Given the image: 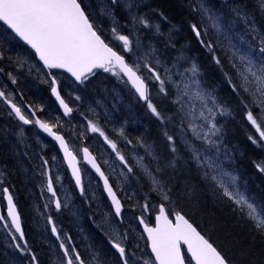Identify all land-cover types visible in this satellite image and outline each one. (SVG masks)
Listing matches in <instances>:
<instances>
[{"label":"snow or ice","instance_id":"obj_1","mask_svg":"<svg viewBox=\"0 0 264 264\" xmlns=\"http://www.w3.org/2000/svg\"><path fill=\"white\" fill-rule=\"evenodd\" d=\"M142 6L147 7L148 11H142ZM190 7L200 16L199 22L189 24L196 42L213 53L214 63L223 72L231 92L239 98L245 120L255 133L249 134L248 140L264 148V0H221L219 7L209 3V0H193ZM120 14L124 16V25L118 19ZM156 15L160 17L159 21H154ZM101 17L107 18L110 25L102 26ZM0 22L27 45L44 68L49 70L47 75L51 80L45 83H49L51 94L59 102L64 116L71 117L74 109L62 97L57 76L52 70H63L82 86L98 70H102L125 85H131L151 116L162 125L174 123L176 126L175 132L167 128L163 131L166 145L161 153H156L150 144L137 138V145L145 149L151 162L145 163L143 156H137L135 165H132L119 150L117 142L109 138L97 122L87 121V131L103 137L128 174L135 175L136 169H139L141 176L138 178L147 182L149 192L154 193L160 201L154 204L145 198V203L140 205L142 214L138 220L146 233L150 254L145 253L139 244L135 248L130 247L127 233L115 230L110 235L104 233L116 254L114 264H255V260L248 259L256 255L251 245L230 250L218 239H213L214 223L209 221L206 228L201 227L185 212L176 210L181 201L199 207L198 186L202 185L213 195L234 205L233 210L255 233L253 240L259 237L260 252L264 254V203L258 204L241 191L238 177L225 167V161L231 162L233 158L224 142L223 126L218 117L231 115V109L226 102H221L214 88L209 89L203 82L194 57L186 55L184 50H180L174 58L165 56V50L175 48L174 40L178 32L177 25L172 24L168 16L147 4L146 0L101 2L99 13L90 0H0ZM161 22L170 25L167 33L162 30ZM238 24L243 25L242 32L237 29ZM210 29L217 36L215 41L210 38ZM220 36L228 41L226 48ZM234 36L241 46L233 43ZM150 37L157 38L163 44V49L157 48ZM144 40L149 42L145 44ZM218 47L224 59L215 54ZM3 58L0 52V59ZM225 60L231 72L224 70ZM15 63L23 67L26 61L17 57ZM3 71L0 68V73ZM8 76L12 83H16L12 73H8ZM154 87L157 88L156 95L171 99L174 105L171 116L153 102ZM0 98H4L10 106L9 115L14 113L23 125L37 126L58 143L75 185L84 195L79 152L70 147L65 135L60 133L62 125L59 118L55 122L38 117L33 119L36 117L35 110L26 114L3 91H0ZM81 99V96H76V100ZM119 135L128 144L133 143L123 128ZM82 152L83 160L102 179L115 217H121L124 206L109 177L87 147ZM48 163L43 160L45 170L42 175L46 177L43 190L50 194L44 208L52 204L60 212L68 206L67 197L62 202L58 196L54 179L46 167ZM254 164L264 173V160ZM121 176L128 179L124 172H121ZM2 184L3 180H0ZM199 191L202 192V189ZM0 193L7 201V218L0 215V222H4L3 227L8 229L10 237L7 247L21 254L28 253L31 264H39L38 257L25 238L13 194L7 187L0 189ZM152 210L156 211L154 225H150L143 216V212ZM46 219L51 225V233L60 241L62 256L58 258V264H107V261L101 260L98 251L86 259L71 244L70 236L64 234L67 243L61 238L53 217L48 215ZM140 239L144 237L140 236Z\"/></svg>","mask_w":264,"mask_h":264},{"label":"rangeland","instance_id":"obj_2","mask_svg":"<svg viewBox=\"0 0 264 264\" xmlns=\"http://www.w3.org/2000/svg\"><path fill=\"white\" fill-rule=\"evenodd\" d=\"M90 2L95 6V11L99 13L101 2L109 3V0H90ZM146 2L147 4L151 5V2L149 0H146ZM142 11L147 12L148 8L142 6ZM100 19L107 23H102V26L110 25V21H108L107 18L101 17ZM118 19L120 20L121 25H124L125 20L123 14L118 15ZM153 19L154 21H158V16H154ZM237 29L242 32L243 25L238 24ZM209 31L210 38L215 41L217 39V36L215 35L213 30L210 29ZM107 34L108 33L106 32V35ZM150 39L157 48L160 49L161 47L162 49V43L159 42L157 38L150 37ZM219 39L226 48L228 45V41L225 40L223 36H220ZM7 40L8 38L5 36L4 31L0 29V47H8ZM148 42V40H144L145 44H147ZM233 43H236L237 46H241L236 36L233 37ZM169 49H172V52L168 49L165 50V56L167 58H174L180 53V50L176 48ZM180 49L184 50L185 48L180 47ZM215 54L221 56V59H224L219 47L217 48ZM31 58L27 59L28 64L26 65L27 69L29 70L28 72L31 76L34 77L20 78L18 85L20 87L23 86V89L25 88L26 91L28 89L33 96L37 95L34 93V91L37 88L39 89L38 81L43 80V76L41 72L42 67ZM196 62L201 68V64L198 61ZM185 66L187 65L185 64ZM225 66L226 67L224 70L231 72V69L227 65L226 60ZM14 72L16 73V75H13L15 77L18 75V70L15 68ZM201 74L202 80L206 84L205 76H203L202 72ZM217 74V80H219V77L226 80L220 67L217 71ZM124 85L122 86V92L120 93L118 92L119 90L117 91L118 88H110V95L113 99V102L104 94L109 93V89H105L100 93H93L92 95L94 98L92 100L95 99L94 101L90 100V102H88V100H85L84 102L88 104L86 111L84 110L82 113H78L76 116H74V118L71 119L72 122L70 121L68 124H65L71 132L69 130L66 131L67 128H65V125H63V123L60 121L62 125L61 130L67 134L72 135L69 137V144L70 147L79 152L78 157L81 159L82 149L87 147L99 159L114 188L116 189L118 194H120L121 199L124 197L122 201L124 202L125 210L122 215V222H119L112 214L111 209H109L108 203L105 201L104 195L102 193V188L98 180L89 171V169L83 165L82 173L84 177L85 193L84 195L76 196V191L73 189L74 185L69 177V174L66 170L63 159L58 152V149L53 144L49 143V141H47L43 136H41V134H39V132L35 128L32 130L26 129L24 126L18 123L13 115H9L10 109L9 105L5 102V99L0 98V173H3V175H0V180H3V184L0 185V189L9 185L7 188H9L10 192L13 194L15 202L18 203L21 210H23L22 224L24 226V229L29 232L28 238L31 240L30 243L33 244L31 250L38 257L39 264H58V258L62 256V251L59 249L60 241H58L56 237L51 233V225L47 223L46 217L48 215H51L53 217L57 228L61 232V238L65 239V242L67 243L64 234L70 236L71 244L75 246L76 249L81 252L86 259H90L92 253L94 251H98L101 253V260L107 261V264H114V258L110 253L109 247L107 245L102 246V241L108 242V237L104 233L107 232L110 235L113 230L119 233H127L129 237L127 243L130 245V247L135 248L136 244H139L140 247H142V240L140 239V236L142 235L137 224V217L141 216L142 214L140 205H143L145 203V198H147L150 203L154 204H158L159 199L154 193L149 192L147 182L142 178H138L141 176L139 169H136L135 175L128 174L127 170L116 157V154L104 142L103 137L99 136L98 133L88 132L86 128L88 120L97 122L99 126L104 130V132L109 136V138L117 142L119 150L122 152V154L125 155L130 164L135 165V159L137 156H143L145 158V163L151 162V157L146 155L145 149L143 147L135 144H128L127 142H125L126 140L119 135L120 129L123 128L127 138L136 143L137 140L133 139L130 134L126 133V130L129 128L135 129V127L139 126L142 127V123L139 122V107L137 106V103H142L134 93V91L129 88L128 85ZM222 86L224 88L226 87L224 85ZM208 88H214L217 97L221 100V102H226L229 108L230 106H232V103H228L226 97H228L229 101H234L237 105H234L233 107L237 108L239 111L241 110V114L244 117L243 106L240 104L239 98L231 92L228 83L227 89L225 88L226 90L224 92L219 85ZM0 91L5 92L6 97L10 98L13 103L19 102V97L17 96V91L19 92V90H17V83H12V79L9 76L4 77L0 75ZM156 92L157 88L154 87V98L157 96ZM70 94L71 100H76V96H81L79 91L76 90L75 92L71 91ZM221 94L226 97H220ZM226 94H228V96ZM230 96H233V98H231ZM98 98L102 100H97ZM169 102H171V99H169ZM72 108L74 109V112L78 111V109H75L74 106H72ZM173 108L174 105L172 104V108H170V110L173 111ZM55 110L56 114L54 113V110L52 108L46 107V109L43 110L42 116L46 121L55 122L57 118H60L57 114L58 109L55 108ZM233 111L236 113V110ZM58 113L60 112L58 111ZM230 117L231 115L218 117L219 123L223 126V132H225V125L229 123ZM143 118L146 121V118ZM234 119L235 118L233 117V119L231 120V124H234V127H237L236 125L238 121ZM145 124L149 125V123ZM165 128H167V130L170 132H175L177 130L174 123H172L171 125H165L164 129L162 130L164 131ZM229 133H231V129ZM232 135L236 137V132L233 129ZM157 140L158 136H154V138H152L150 142L146 143L150 144L156 153H161L163 152V150L159 148L161 147L160 144L155 142ZM236 144L237 143H235V140L232 142L230 140L231 146H229L228 148L231 150L230 154L233 159L231 162L225 161V167L228 171L232 172L238 177L237 183L240 186V190L245 192L242 188V186L244 185L240 182L239 176L233 171V156L238 155L239 158L241 157V151H236L234 154L232 153L237 149ZM178 146L182 147V145L179 144ZM6 147L10 149L6 151L7 155L4 154L3 151L4 148L6 149ZM35 152L36 156L34 155ZM55 153L57 155H55ZM40 155L42 157H40ZM45 156L47 158H44ZM4 157H6V161L10 162L11 164L17 165L18 173L21 174V178L23 176V186L24 188H26L29 198V200L27 199V204L24 201L22 202L20 196L18 195V192H16L14 187L9 184L8 178H10V176L8 174H5L6 172L4 170ZM53 157L57 158L53 160ZM39 159H41V161ZM43 160L50 161L46 167L47 170H49V174L54 179L57 194L62 202H64L65 198L67 197L66 202L68 206L66 208H62L60 212H57L54 205L52 204H50L47 209L44 208V204L49 202L48 197L50 196V194L43 190V186L46 183V177L42 175V169L45 170V168L43 167ZM32 164H35L37 166H32ZM8 166L10 167V165ZM15 172H17V169L15 170ZM121 172H124L128 176L127 180L124 179V176H121ZM26 177H28V180H26ZM57 177H59V179H56ZM33 182L34 185L30 186V183ZM3 197L4 196L2 195V193H0V201L2 203H4ZM155 215L156 211L154 210L143 212V216L145 217L146 221L153 219ZM117 222L120 224H118ZM98 225L100 227H97ZM91 226L93 227V229L96 228L99 233H101V243L96 237H94V239L91 238V234L89 232V228H91ZM7 242H10L8 229L4 228L3 224L0 222V247L2 248H0V257H3L2 259L0 258V264H31L30 255L28 253L21 254L15 249L8 248ZM41 246L44 252H46L45 256L43 255V253L38 251ZM143 249L145 253H149L145 248ZM40 258L42 260H40Z\"/></svg>","mask_w":264,"mask_h":264},{"label":"trees","instance_id":"obj_3","mask_svg":"<svg viewBox=\"0 0 264 264\" xmlns=\"http://www.w3.org/2000/svg\"><path fill=\"white\" fill-rule=\"evenodd\" d=\"M149 1L153 5V6L151 5L153 8H157L158 11H162L166 16H168L172 24H175L177 26L181 25L178 28V32L174 40L175 48L178 50H181L180 47L185 48L184 49L185 54L194 57L195 60L201 64L202 67L200 68V70L201 72L203 71V76H205L206 85L208 87L219 85L224 92L227 89V81L220 77L219 80H217L218 79L217 71L219 69V66H217L212 59L213 53L209 52L206 48L202 47L196 42V39L189 28L190 23L200 21L199 14L191 11L190 5L192 4V0H149ZM209 3L215 5L217 2L209 0ZM159 20L160 17L158 16V21ZM161 25L163 26L162 30L165 33H167L169 30V25L167 24V22H161ZM0 29L4 31L5 36L8 38V40L12 42V45L10 47L7 46L4 48L0 47V51L3 52V57H4L3 59H0V68L4 69L2 73L5 76H8V73H12L13 76L16 75L14 69L16 67L19 68V66L15 63L17 57H21L23 60L25 58L32 57L31 59L34 61V56L18 40L13 38L11 34H9L3 26L0 25ZM162 49H163V44H162ZM168 50L172 52V49L168 48ZM27 74L29 75L30 73L27 72ZM22 75L25 76V73H22ZM109 75H110L109 73L97 72V74L91 77L90 81H88V83H86L81 89H77L73 86L72 88L68 87L70 85L60 86L61 94L65 98V100L71 106H74L75 109H78L77 112H74V116H76L78 113H82L84 110L86 111L88 104L85 103L84 101L85 100H88V102H90V100L94 101L95 99L92 100L94 98L92 94L95 92L100 93L105 89H109V93H104V94L113 102V99L110 95V88L113 86L111 84L112 82L108 78ZM222 85L226 86L225 87L226 89ZM85 88L88 89H86L85 92L82 93ZM17 90H19V92L17 91V93L27 92L30 100L37 97L35 99V104L38 107H42V108L49 107L52 108L53 110L54 108H56V105L50 96L49 88H43V89L37 88L35 89L37 95H33V96L31 95L28 89L27 91L25 88L23 89V86L20 87L19 85H17ZM75 90L79 91V93L81 94L82 99L79 101L70 99L71 96L70 92L71 91L75 92ZM118 92L120 93L122 92V90L120 89ZM226 95L228 96V94ZM158 96L159 95H157L155 98L153 96L154 98L153 102L156 103L158 107H160L167 115L171 116L173 114V111L170 110V108H172L171 102H169V99L166 98L164 99ZM220 97H226V96H223L221 94ZM230 97L233 98V96ZM226 99L228 103L230 102L232 103L230 109L232 111L236 110V113L233 111L235 118L234 120H237L238 123L236 125L237 127H234V124H231V120L229 121V123H227L228 134L226 135L225 140L228 142H230V140L231 142L235 140V143H237L236 144L237 149L236 150L233 149L234 150V152H232L233 154L236 151H241L240 158L238 157V155L233 156L234 157L233 171L237 173V175L239 176L240 182L248 190L250 197H252L258 204L264 203V173H261L255 167L254 164V162H260L262 161V159L264 160V148L257 147L248 140L247 138L248 133L250 132L252 134H255L254 130L250 127V125H248L247 121L242 116L241 110L239 111L237 108L233 107L234 105L237 104L234 101H229L228 97H226ZM97 100H102V99L98 98ZM137 106L138 107L140 106L138 114L140 118L139 122L142 123L141 125L142 127L140 126L135 127V129L129 128L126 130V133L130 134L131 137L135 140H137V138H140L145 142H150L152 138H154V136L157 135L158 140L155 142L159 143L160 146L163 147L162 150L164 151L166 140L163 137V130L161 129H164L165 125H162L159 121H157L154 117L151 116V113L148 111L146 105L139 104ZM145 110L146 113L148 114L144 113ZM54 113L56 114V110H54ZM57 114L62 119V121H65L63 120L62 115L58 113V111ZM38 115L44 119V117L41 114ZM143 117L146 118V121ZM145 123H149V125H146ZM169 124L171 125L172 123H168L166 125ZM151 127H158L156 134L149 131ZM230 129H231V133H229ZM232 129L236 132V137L232 135ZM59 131L60 133L64 134L65 137L67 136L68 138L67 137L66 138L69 140V136L67 133L62 131L61 128L59 129ZM7 150L10 149H8L7 147L6 149L4 148L3 150L4 154H6ZM6 160H7L6 157H4V170L6 174H9V176H11L10 177L11 180L8 178L9 184L14 187L16 192H18V195L20 196L22 202L24 201L27 204L29 198H28L27 190L23 186V181H22L23 176L21 178V174L18 173L17 165L11 164ZM8 165H10V167ZM16 169L17 172H15ZM26 180H28V177H26ZM31 185H34V182L30 183V186ZM199 189H202V192L199 191ZM198 195H199V207H193L191 203L181 201L176 210H182L183 212H185L188 216L192 217L196 221V223L200 224L201 227L206 228L209 224V221L214 223L216 225V229L212 233L213 239H218V242H220L230 250H235L240 247H248L249 245H251L252 250L254 253H256V255L255 257L250 256L248 259L255 260V264H261V262L264 261V254H261L260 252L261 249L260 239L259 237H256L255 240H253L255 233L251 231V226L245 223V221L238 215V213L233 210L234 205L226 201V199L218 198V195H213L211 191H209L206 187L202 185L198 186ZM89 232L90 234H92V236L94 235L99 236V234L96 233L97 231H95L92 226L91 228H89ZM225 237H227V239H225ZM109 250L111 251L110 248ZM38 251L43 253V255L45 256L46 252H44L42 246ZM40 260L42 259L40 258Z\"/></svg>","mask_w":264,"mask_h":264},{"label":"bare ground","instance_id":"obj_4","mask_svg":"<svg viewBox=\"0 0 264 264\" xmlns=\"http://www.w3.org/2000/svg\"><path fill=\"white\" fill-rule=\"evenodd\" d=\"M212 1H215V2H217L216 4H215V6L217 5V7H219V5L221 4V1H219V0H212ZM185 3H187V2H185ZM193 3V2H192ZM214 4V3H213ZM152 5V4H151ZM185 5V4H184ZM188 5H189V3H188ZM153 6V5H152ZM96 10V9H95ZM197 17V16H196ZM103 21V20H102ZM103 24H107V23H105L104 21L102 22ZM168 24V23H167ZM166 25V24H165ZM169 25V24H168ZM167 26V25H166ZM165 26V27H166ZM181 26V25H180ZM179 25L177 26L178 28L180 27ZM163 27V26H162ZM169 27H170V25H169ZM168 28V27H167ZM168 30V29H167ZM214 38V37H213ZM7 43H8V47H10L11 45H12V42H10L9 40H7ZM161 46V45H160ZM27 59L28 58H25L24 59V61H26V63H24V65H23V67H19V68H17L16 67V69L18 70V75L17 76H15V79H16V83H17V85L19 84V81H20V78H23V77H34V76H31L30 74L28 75L27 74V72L29 71L28 69H27V65L26 64H28V62H27ZM41 72H42V76H43V80H41V81H38V85H39V89H43V88H49L50 89V87H49V83H45V81H50L51 80V77L50 76H48L47 75V73H48V71H46V70H44V69H41ZM100 72H103L102 70L100 71ZM22 73H25V76H23L22 75ZM202 73H203V71H202ZM0 75H2V76H4L5 77V75L4 74H1L0 73ZM109 79H110V81L112 82L111 84H112V86H113V88H118V90H122V86L124 85V83H122V82H120L115 76H112L111 74L109 75V77H108ZM57 79H58V82H59V85L61 86V85H70V86H68V87H70V88H72V86L73 87H75V88H77V89H81L83 86L82 85H79L78 83H76L71 77H69V76H67V75H60V76H58L57 77ZM86 83H88V82H86ZM125 86V85H124ZM86 89H88V88H85L84 89V91L82 92V93H84L85 92V90ZM34 93L35 94H37L35 91H34ZM17 96L19 97V102H16V104L18 105V106H20L21 108H22V110H24L25 111V113H27V112H29V111H31V110H35L38 114H41V115H43V110L44 109H46V107H44V108H42V107H38V106H36V104H35V98H33L32 100H30V98L28 97V94L27 93H24V94H22V93H17ZM133 98V97H132ZM140 104V103H139ZM138 103H137V105H139ZM142 105V104H141ZM140 107V106H139ZM142 107V106H141ZM145 107V106H144ZM41 109H42V111H41ZM54 110H55V108H54ZM139 110V109H138ZM140 110H141V108H140ZM144 112V111H143ZM145 113H146V110H145ZM146 114H148V113H146ZM232 114H233V116H232ZM233 117H234V113H233V111L231 110V117H230V120H232L233 119ZM63 118V120H65V121H62V119L61 118H59V120L63 123V125H65V124H68L70 121H71V119H66V118H64V117H62ZM140 119V118H139ZM72 122V121H71ZM65 127L67 128V125H65ZM157 128L158 127H151L150 128V132H152V133H154V134H156V132H157ZM16 130V129H15ZM69 130V128H67L66 129V131H68ZM162 130V129H161ZM11 131V130H10ZM17 131V130H16ZM15 131V132H16ZM19 131V130H18ZM70 131V130H69ZM159 131V130H158ZM1 132V131H0ZM3 132V131H2ZM71 132V131H70ZM69 132V133H70ZM149 132V133H150ZM4 134H6V133H4ZM72 134V133H71ZM159 134V133H158ZM228 134V131H227V124L225 125V132H224V142L227 144V146L229 147V145H230V142H228V141H226L225 140V137H226V135ZM249 134H252V133H248V135ZM69 135V137L70 136H72V135H70V134H68ZM74 135V134H73ZM2 136V135H1ZM157 136V135H156ZM15 137V136H14ZM17 137V136H16ZM67 137V136H66ZM75 137V136H74ZM77 137V136H76ZM4 138V137H3ZM68 138V137H67ZM81 138V137H80ZM5 140V139H4ZM75 140V139H74ZM2 141V140H1ZM72 141V140H71ZM45 142V141H44ZM126 142V141H125ZM133 142V141H132ZM132 144H135V145H137L136 143H132ZM161 150L163 149V147H159ZM29 150V149H28ZM33 150V149H32ZM40 150V149H39ZM42 150V149H41ZM34 151V150H33ZM36 152H37V150H36ZM36 152H35V156H36ZM160 152V151H159ZM41 153V152H40ZM42 153H44V152H42ZM31 154V153H30ZM29 154V155H30ZM43 155V154H42ZM55 155H57L56 153H55ZM40 157H42L41 155H40ZM40 157H38V158H40ZM50 157V156H49ZM33 158H34V156H33ZM44 158H47L46 156L44 157ZM57 158V157H56ZM31 159H32V157H31ZM49 159H51V158H49ZM40 161H41V159H39ZM38 161V160H37ZM39 162V161H38ZM48 162H50V161H48ZM42 163V162H41ZM41 163H40V165H41ZM24 164H26V163H24ZM23 164V165H24ZM27 165H28V163H27ZM33 165H35V164H32V166ZM35 166H37V165H35ZM39 167V166H38ZM44 167V166H43ZM28 168H30V167H28ZM34 168V167H33ZM41 168V167H40ZM39 168V169H40ZM37 169V168H36ZM57 170V169H56ZM56 170H54V171H56ZM8 171V170H7ZM10 171V170H9ZM31 171H32V169H31ZM39 171H41V170H39ZM42 171H44L43 169H42ZM6 174V173H5ZM11 174V173H10ZM9 175V174H8ZM6 176V175H5ZM9 177V176H8ZM11 177V176H10ZM10 179V178H9ZM11 180V179H10ZM7 185V184H6ZM5 185V186H6ZM9 185H7V187H8ZM71 186V185H70ZM242 188L244 189V191L247 193V195L248 196H250L249 195V193H248V190L245 188V186H242ZM74 189H75V191H76V193H77V195L76 196H81V194H80V192L78 191V189L77 188H75L74 187ZM102 193L104 194V191H102ZM75 196V195H74ZM123 197V196H122ZM124 198V197H123ZM122 198V199H123ZM77 199V198H76ZM125 201V200H124ZM160 201H158V203H159ZM16 203V202H15ZM16 205H17V211L20 213V216H21V221H23V210H21V208L19 207V204L18 203H16ZM5 209L7 210V205L5 206ZM124 210H125V207H123V210H122V215H123V213H124ZM114 217H115V215H114ZM119 222H122V219H123V217L121 216V217H115ZM64 219H65V217H64ZM68 221H70V220H68ZM66 222H67V220H66ZM116 222V221H115ZM118 223V222H117ZM154 223H155V217L150 221V225H154ZM118 224H120V223H118ZM98 227V226H97ZM94 230L95 231H97L96 233L97 234H99V236H97V235H94V236H92V234L90 235L91 236V238L92 239H94V237H96L99 241H100V243H101V241H102V236H101V233H99V231L96 229V228H94ZM24 232H25V238H26V240L28 241V244H29V247L30 248H32V243H30L31 242V240L28 238V234H29V232L26 230V229H24ZM94 242H95V240H94ZM8 243V242H7ZM108 246L110 249H111V247H110V245H109V243L108 242H103L102 241V246ZM141 248H144L145 247V245H144V243L142 242L141 243ZM1 248V247H0ZM2 249V248H1ZM4 251H5V249H4ZM1 252V251H0ZM2 253H3V250H2ZM110 253L112 254V256H113V258H114V260H115V252H114V250L113 249H111V251H110ZM2 256V255H1ZM1 258V257H0ZM3 258V257H2ZM1 258V259H2ZM3 263V262H2ZM6 264V263H5Z\"/></svg>","mask_w":264,"mask_h":264},{"label":"water","instance_id":"obj_5","mask_svg":"<svg viewBox=\"0 0 264 264\" xmlns=\"http://www.w3.org/2000/svg\"><path fill=\"white\" fill-rule=\"evenodd\" d=\"M219 1H221V0H219ZM0 23H2V22H0ZM3 24V23H2ZM4 25V24H3ZM4 26H6V25H4ZM7 27V26H6ZM9 30V29H8ZM10 31V30H9ZM11 32V31H10ZM13 34V33H12ZM22 42V41H21ZM23 43V42H22ZM24 44V43H23ZM25 45V44H24ZM27 48H29L27 45H25ZM30 49V48H29ZM31 50V49H30ZM32 51V50H31ZM37 60H38V58H37ZM38 62L43 66V64H42V62H40L39 60H38ZM44 67V66H43ZM46 71H48L49 72V70L48 69H46V68H44ZM52 71H54V70H52ZM56 71H59V72H62V73H65L66 75H68L69 77H71L70 76V74H68V73H66V72H64L63 70H56ZM72 78V77H71ZM73 80H74V78H72ZM53 96V95H52ZM53 98H54V100H55V102H56V104H57V106L59 107V109H60V111H61V113L63 114V109L59 106V102L58 101H56V99H55V97L53 96ZM64 116V115H63ZM64 117H66V116H64ZM67 118V117H66ZM39 131H40V133L42 134V136H44L46 139H48V140H50V141H52L56 146H57V148H58V151H59V153H60V155H61V157H62V159H63V152H62V150H60V148H59V145H58V143L56 142V141H54L50 136H48L47 135V133H44L41 129H39ZM83 153V152H82ZM63 161H64V163H65V166H66V168H67V170H68V172H69V175H70V177H71V179H72V181L74 182V184H75V181H74V178L71 176V169L70 168H68V166H67V163H66V161L63 159ZM96 162L98 163V161L96 160ZM83 163L94 173V175L97 177V179L99 180V182H100V184L102 185V188H103V181H102V179L99 177V175L95 172V170L91 167V165H89V164H87L84 160H83ZM99 164V163H98ZM102 170V169H101ZM103 171V170H102ZM82 175V174H81ZM82 182H83V177H82ZM76 186V185H75ZM77 188V187H76ZM78 189V188H77ZM78 191H79V189H78ZM103 191H104V189H103ZM80 192V191H79ZM104 195H105V197H106V199L108 200V202H109V204L111 205V201H110V199L108 198V196H107V193L104 191ZM119 198V197H118ZM6 200V199H5ZM6 203H7V201H6ZM111 207H112V205H111ZM112 210H113V212H114V209L112 208ZM123 210V209H122ZM141 226V229H142V232H143V225H140ZM143 235H144V237L146 238V233H144L143 232ZM146 240H147V238H146ZM148 249H149V252H150V248L148 247Z\"/></svg>","mask_w":264,"mask_h":264},{"label":"flooded vegetation","instance_id":"obj_6","mask_svg":"<svg viewBox=\"0 0 264 264\" xmlns=\"http://www.w3.org/2000/svg\"><path fill=\"white\" fill-rule=\"evenodd\" d=\"M28 113V112H27Z\"/></svg>","mask_w":264,"mask_h":264}]
</instances>
